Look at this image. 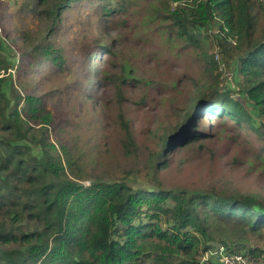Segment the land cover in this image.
<instances>
[{"label": "trees", "instance_id": "16d2710c", "mask_svg": "<svg viewBox=\"0 0 264 264\" xmlns=\"http://www.w3.org/2000/svg\"><path fill=\"white\" fill-rule=\"evenodd\" d=\"M84 1L54 0L45 13L55 18ZM132 2L112 1L101 13L126 14ZM153 7L160 14L162 7ZM261 13L250 0H191L167 15L180 42L199 53L206 71L232 63L241 75L238 89L247 102L227 89L219 90L217 80L203 85L182 120L161 136L160 150L146 164L153 175L167 167L165 157L174 138L190 144L205 136L200 131L203 118L209 116L233 122L232 127L247 136L252 129L255 133L249 139L262 143L257 157L264 165ZM214 15L220 16L227 30L217 42L219 58L204 49L202 41ZM232 35L235 40L229 39ZM98 46L112 53L106 44L98 42ZM2 48L0 35V264H201L211 241L233 252L246 250L253 264H264L263 198L252 193L218 196L214 191L168 189L160 184L135 187L126 181L130 172L121 181L97 176L91 164L93 158L100 161L106 155L108 125L91 123L97 133H88L85 142L79 133L71 141L51 140L47 124L53 119L41 105L42 98L22 96L13 84L10 93L5 89L2 71L12 64ZM43 51L47 59L62 64V57ZM104 78L113 80L115 75L106 73ZM119 129L126 148L133 150L135 141L123 111L112 132Z\"/></svg>", "mask_w": 264, "mask_h": 264}, {"label": "rangeland", "instance_id": "374dc122", "mask_svg": "<svg viewBox=\"0 0 264 264\" xmlns=\"http://www.w3.org/2000/svg\"><path fill=\"white\" fill-rule=\"evenodd\" d=\"M112 1L120 2H77L51 18L45 11L54 0H0L2 53L12 64L2 71L7 92L13 84L22 96L42 98L41 105L53 119L47 126L54 141H71L79 133L85 142L88 133H97L91 123L108 125L106 155L100 161L93 158L91 164L103 179L125 180L130 172L126 181L135 187L160 184L168 189L214 191L218 196L252 193L264 199V165L257 157L262 143L249 139L255 133L252 129L247 136L232 127L233 122L222 123L215 116L203 118L200 132L205 136L190 144L173 139L174 147L165 157L167 167L155 175L146 167L161 148V136L182 120L203 85L217 80L219 90L246 99L238 89L241 75L231 62L206 71L199 53L181 43L171 29L167 15L191 0H134L126 14H102V7ZM250 1L260 7L264 22V0ZM154 5L162 7L160 14ZM222 26L220 16L214 15L202 35L204 49L218 58L217 42L227 35ZM98 42L112 53L108 55ZM43 49L62 57V64L47 59ZM35 52L40 55L34 57ZM106 73L115 78L106 80ZM121 111L129 120L133 150L126 148L120 129L112 132Z\"/></svg>", "mask_w": 264, "mask_h": 264}, {"label": "built area", "instance_id": "2783aa9c", "mask_svg": "<svg viewBox=\"0 0 264 264\" xmlns=\"http://www.w3.org/2000/svg\"><path fill=\"white\" fill-rule=\"evenodd\" d=\"M201 264H253L244 252H233L223 244L217 243L206 249Z\"/></svg>", "mask_w": 264, "mask_h": 264}]
</instances>
